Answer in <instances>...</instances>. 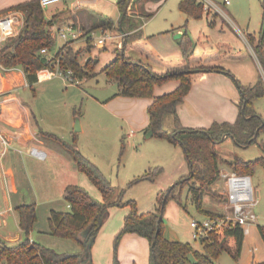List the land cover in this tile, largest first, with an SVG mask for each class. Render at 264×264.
I'll return each mask as SVG.
<instances>
[{"label": "rangeland", "instance_id": "1", "mask_svg": "<svg viewBox=\"0 0 264 264\" xmlns=\"http://www.w3.org/2000/svg\"><path fill=\"white\" fill-rule=\"evenodd\" d=\"M149 1L135 0L132 12L142 13L140 9L144 8ZM180 1L167 0L161 6L159 5L160 7L157 5L153 8L152 11H156V15L153 18L147 17L145 19L147 21L145 33L148 35L158 32L168 34L182 57L184 56L183 41L188 39L191 42L189 52L200 53L204 50V44L199 42V34L201 30L203 34L210 33V38H212L205 45L207 50H211L217 43L229 42L234 46L231 53L242 50V53L252 55L254 62L249 59H233L234 57L231 59L226 57L223 60L224 67L236 74L242 85L253 86L259 81L260 76L264 78L261 63L260 65L258 63L261 62V59L259 57H257L258 60L256 59L251 51L254 43H250L251 37H255L256 40L259 38L263 15L262 0H231V4L227 6L222 4L223 0H214L222 10L216 13L211 12L213 13L212 17L216 20L215 26L212 27L205 24L201 18H192L193 21L190 23L191 18L189 19L187 14H183L179 10ZM60 4H64V1L52 4L44 10L51 16L52 11ZM138 9L139 11H137ZM143 12L147 14V11L144 10ZM2 16L14 18L16 32L23 25V15L18 11H11ZM203 16L205 18V14ZM178 23L184 26L186 36L177 39L178 33H175V27L172 24ZM57 26L53 25L49 28L56 29ZM106 29L108 28H103V30ZM111 30L113 29L111 28ZM102 31L88 34L90 40L84 39L85 42L79 41L81 37L77 38L76 41L79 42H77V46L73 43L69 44L75 50L82 51V63H86L90 58L95 61L92 73L95 76L89 79L74 77L72 81L56 71L57 65L54 72L50 70L44 72L39 82L32 86L21 84L22 78L15 75L10 78L11 84L7 82L8 75L6 72L3 77L0 75L1 88L11 89L12 87L14 94L22 101V106L30 110L35 116L39 130L46 133L42 138L46 144L37 145L36 148H44L45 150L53 148L55 151L52 153L53 156L45 161H39L33 157L31 154L33 147L18 148L16 153L20 157H25L26 151L32 155V157H28L30 159L29 166L33 171L32 183L28 189L26 187L22 191L26 203H36L37 221L29 237L32 241H37L58 252L76 253L81 250V246L77 242L58 238L51 234L49 224L51 210H69L65 199L67 186H80L95 200L104 201L100 190L86 174L78 170L68 149L72 147L78 149L100 168L109 187L112 188L113 201L119 198L123 202L134 200L140 213L155 212L161 193H166L170 188L175 187L182 177L186 179L190 174L185 152L180 145L172 148L167 140L156 136L148 139L150 131H147V128L138 129L135 125L130 126L114 115V107L111 101L118 93V85L109 79L103 70L116 57L117 40L109 38L105 47H97L95 42L101 36ZM110 34L112 35L111 31ZM65 42L67 41L56 35L52 52L55 54ZM151 42L152 46L158 44L156 40ZM166 48L170 50L171 45H167ZM119 49L121 50L122 47ZM172 51L173 49L166 52ZM225 51L230 52L229 49ZM129 53L132 55L136 52L131 50ZM141 60L149 65L153 64L144 56ZM232 80L240 94L236 80L233 78ZM3 98L4 95H0V101ZM255 109L264 118V97L258 99ZM1 112H4V109L0 110V114ZM77 127H80L78 132L75 131ZM174 129L175 116L168 114L163 124V130L171 133ZM136 132L137 136H132ZM4 137L10 142L7 136L4 135ZM24 137L26 141L31 140L29 133L25 134ZM123 145L124 149H122ZM263 145L264 131L260 133L257 143L248 147H241L232 139H227L218 145L221 177L204 196L203 212L196 208L189 192L193 182L188 180L189 184L177 185L165 204L164 237L166 238L165 229L168 228L170 232L179 236L180 241L189 242L202 250L200 240H195L192 234L190 226L192 219H204L207 216V211L212 214H224L228 211L222 173L234 172L231 163L235 158L250 161L264 157ZM2 146V148H6L4 144ZM59 154L69 162H62L58 158ZM146 172L157 177L153 181L143 180L133 184L135 179ZM251 178L259 198L255 208L257 224L246 236L244 253L238 260L234 259L228 252H224L216 260V264H250L252 257L255 258V261H264V242L258 231V226L264 227V165L256 166L251 173ZM174 196L178 197L182 203ZM122 208H129L130 212L129 206L114 205L111 207L113 216ZM24 236L23 231L12 221L7 226L0 227V239L6 240L9 244L17 243L16 239H23ZM227 240L231 246H234L232 238Z\"/></svg>", "mask_w": 264, "mask_h": 264}, {"label": "trees", "instance_id": "2", "mask_svg": "<svg viewBox=\"0 0 264 264\" xmlns=\"http://www.w3.org/2000/svg\"><path fill=\"white\" fill-rule=\"evenodd\" d=\"M128 1L119 0L118 6L122 13H126ZM133 6L134 4L132 9ZM179 8L195 19L202 18L206 13L203 5L197 0H181ZM262 8L259 38L256 40L255 37H251L250 43H254L253 50L261 59L260 63L264 72V0H262ZM11 11L22 13L23 25L15 35L3 39L0 43V65L5 71L22 69L27 83L32 86L39 82L40 75L43 74L40 72L44 70L54 72L56 69L55 61L41 54L42 49L46 48L50 51L54 47L55 38L48 28L50 21L45 17L41 0L19 3L0 11V15ZM141 12L140 16L146 18L154 15V13ZM132 15L125 14L120 25L125 32L134 31L142 24L141 20L134 21ZM127 23L130 25L128 28ZM113 24V21L109 20L100 28H112ZM69 44L63 46L56 54V57L60 59L59 68L63 71L71 70L79 79H89L95 76L92 74L95 61L90 58L86 63H82V51L75 50ZM182 47L184 50L182 59L174 62H160L146 51L142 34L136 31L126 36L123 48L116 49L115 59L103 71L118 85V93L115 96L153 99L148 107L150 123L147 131H153L154 136L183 148L190 174L186 179L182 177L177 185L193 182L189 192L196 208L203 212L204 196L221 177L218 145L227 139H232L239 146L248 147L257 143L260 133L264 131V118L255 109V102L264 97V78L260 76L259 81L253 86H244L237 81L241 98L238 105L239 115L234 123L216 122L209 128L199 129L184 127L179 121L177 108L191 91L194 74L223 72L232 76L219 63L222 57L221 49L226 48L231 52L232 47L228 43L221 42L218 43L216 50L199 55L189 52L191 42L188 39L182 42ZM130 49H137L148 59L157 60L164 66L163 69H155L144 61L134 59L129 53ZM173 80L179 82L176 89L160 96H154L156 86ZM168 114L175 116V129L171 133L163 130L164 119ZM32 117L37 124L33 114ZM43 135L45 136L46 133ZM68 150L78 170L88 176L104 197V201H97L80 186L69 185L65 190V199L70 209L68 211L51 210L49 217L51 234L77 242L81 246L80 252L61 253L32 241L29 235L37 221L36 204L24 203L16 207V211L20 229L25 236L14 244L0 239V264H93L92 247L104 225L109 208L114 205L130 207L124 226L116 237V245L126 234H138L148 239L151 243V264H216V260L224 252H228L236 260L241 257L245 235L240 227L227 230L225 237L221 240L214 234L208 239H203L201 241L202 250L196 249L189 242L169 241L164 237V220L163 218L160 220V217H163L165 204L177 185L166 193H161L155 212L140 213L134 200L123 202L119 198L113 201L112 188L109 187L100 168L78 149L72 147ZM231 164L233 171L237 174L251 176L256 166L264 165V157L250 161L235 158ZM156 177L146 172L135 179L133 184L143 180L153 181ZM175 198L181 202L178 197ZM206 215L215 216L217 214L207 211ZM158 229L160 232L157 234ZM258 231L264 242V227L258 226ZM156 237L157 241L153 247L152 244ZM228 238L234 240V246L228 243ZM116 264L120 263L116 261ZM252 264H264V261Z\"/></svg>", "mask_w": 264, "mask_h": 264}, {"label": "crops", "instance_id": "3", "mask_svg": "<svg viewBox=\"0 0 264 264\" xmlns=\"http://www.w3.org/2000/svg\"><path fill=\"white\" fill-rule=\"evenodd\" d=\"M25 1L30 0H0V11ZM61 1L62 0H59L54 4L61 3ZM63 1L64 4L56 6L55 10L52 11L51 16L48 15L44 10L46 19L50 21L49 27L58 25L56 29H50L48 27L51 30V33H54V38L56 35H58L56 34L58 29L73 27L74 32L76 31L75 33L77 37L69 36L68 40L66 41L77 46L79 43L78 41H76L77 38L81 37L79 39L80 42L84 41V39L87 40L88 34H95L97 31H102L103 28H100V26L111 20L114 23L112 27L113 30H111V28L108 29L112 33L110 38H114L117 40L116 49H119L120 47L123 48V45L126 42V36H128L129 34L131 35L136 31H140L143 39V46L146 48V51L150 55H152V57L160 62H174L176 60L182 59L179 50L177 49V47L175 48V43L172 42V39L168 34L158 32L156 34L148 35L145 33V27L147 23V21L145 20L146 17L140 16L141 13L137 14L136 12H132V5L135 0L128 1V4L126 6V13L121 12L118 6L119 0ZM166 1L167 0H162L160 2H157L154 0H150L145 5V7L140 10H145L147 11V13H154V15L151 17L153 18L156 15V11L153 12L152 9L157 7V5L161 6ZM137 11H139V9ZM180 12L185 14L181 10ZM211 12L216 13L217 11L211 10L204 13L205 18L203 16L201 20H204L205 24L212 27L215 26L216 20L214 17H212L213 13ZM132 13H134V15H132ZM125 14L132 15L134 21L141 20L144 22L136 30L125 32L122 28H120ZM184 18L186 19V17ZM190 18L191 17H189V19ZM192 21L193 19L191 18L189 22L191 23ZM172 25L175 27V33H180V37L184 36L185 28L183 25H181V23ZM129 26V23H127L126 27L128 28ZM199 36V42L204 44V50L200 53L193 52L195 55H199L203 52H211L217 49L218 43L215 47H212L211 50H207L205 47V45H207L209 42L208 40L212 38H210V33L203 34L201 30ZM154 40L158 41L157 46L154 44L152 46L150 44V42ZM67 42L59 47L57 52ZM225 43L230 44L232 49H234V46H232L231 43ZM167 45H171L170 50L173 49L172 52H166L170 51L167 50ZM52 50L53 48L49 51L50 55H56L57 52L54 54ZM131 50L136 52L131 55L134 59L141 60L143 56L144 58L148 59L139 50L130 49V51ZM225 50L226 48L221 49L222 57L219 63L226 71H229L232 76L223 72L194 74L192 89L186 96L184 102L177 108V115L182 126L192 129L209 128L213 123L216 122L234 123L237 120L239 115L238 105L240 103V94L238 93L236 84L232 80V78L236 80V82H242L240 79H237L238 76L236 74L224 67L223 60L226 59V57L230 59L234 57L233 59H249L254 62V59L251 54L242 53V50L238 51L237 53H227ZM251 51L254 53V56L258 60L254 50L252 49ZM148 60L155 64H151L153 68L159 70L163 69L164 66L158 63L157 60ZM258 63L260 65V62ZM46 71L48 70H44L40 72V74ZM5 72L8 75L7 82L12 84L10 78L12 77V75H15L22 78L21 84L29 85L26 81V77L22 69L5 71L0 65V75L2 77ZM178 85L179 82L173 80L163 85L156 86L154 88V96H160L165 93L171 92L176 89ZM1 87L2 83H0V95H4V98L2 101H0V103L2 104L1 109H4V112H1L0 114V134L3 136V138H5V135L10 139V142H8V147L10 148H2L3 142L0 136V227L7 226L9 222L12 221L20 228L16 207L26 203L25 195L22 191H24L26 187L28 189V187L32 183L31 177L33 171L29 166L30 159H28V157H32V155L28 153V151H26L25 157H20L16 152L18 148L28 149L30 147H37V145H45L46 143L42 140L44 136L43 132L39 130V126L34 122L31 111L22 106V101L19 100L18 97L14 94V92L12 91V87L11 89H2ZM257 101L255 102V104L257 103ZM152 102V98H132L124 96H115L111 101L114 107V115L117 118L124 120L130 126H137L138 129H144L149 126L150 119L148 115V107ZM165 120L166 117L164 119V123ZM27 133L31 135V140L29 141H26L24 137ZM133 135L137 136V132L133 133L132 136ZM170 146H172V148L177 147L176 145H173L171 143ZM41 150L44 151L45 149L41 148ZM45 152L47 153V160L49 159V157L53 156L52 153H54L55 151L53 148H50L49 150H45ZM58 158L62 160V162H69L60 154L58 155ZM68 208L70 209L69 204ZM128 213L129 208H122L113 216V211L111 210V207L109 208L104 221V225L102 226L92 247L93 264H116V261H118L120 264H151V243L148 239L139 236L138 234H126L122 237L117 245L115 243L118 233L124 226L125 217ZM165 236L169 241H180L179 236L174 234V232H170L168 228L165 229ZM16 240L17 242H19L22 239L18 238ZM246 240L247 238L245 237L241 256L244 253ZM195 248L198 249L197 247ZM254 259V257L251 258L250 264L261 262L255 261Z\"/></svg>", "mask_w": 264, "mask_h": 264}, {"label": "built area", "instance_id": "4", "mask_svg": "<svg viewBox=\"0 0 264 264\" xmlns=\"http://www.w3.org/2000/svg\"><path fill=\"white\" fill-rule=\"evenodd\" d=\"M59 0H41L43 8L48 7ZM198 3L203 5L204 11L211 10L221 11L222 9L213 0H197ZM224 5H230L231 0H223ZM14 18L12 16L0 17V43L3 39L9 38L16 34L14 25ZM57 34L60 38L68 40L69 36L77 37L73 27L58 29ZM111 37L110 30L102 31V34L96 40V46L103 48L106 42ZM41 54L48 56L55 61L58 66L56 71L60 75L74 79V74L71 70L63 71L59 68L60 59L56 55L51 56L49 50L44 48ZM1 110V103H0ZM2 138L5 147L9 146L8 141ZM31 154L39 160H46L47 153L41 149L33 147ZM222 178L225 183V198L227 201L228 211L224 214H217L215 216H206L204 219H192L190 226L195 240L208 239L212 234L216 235L220 240L225 237L226 231L240 227L243 230L245 237L251 233L252 227L257 224V215L255 208L258 204L259 198L252 183V178L249 175H239L236 172L222 173ZM1 225V221H0Z\"/></svg>", "mask_w": 264, "mask_h": 264}, {"label": "water", "instance_id": "5", "mask_svg": "<svg viewBox=\"0 0 264 264\" xmlns=\"http://www.w3.org/2000/svg\"><path fill=\"white\" fill-rule=\"evenodd\" d=\"M176 36H177V38H179V37L181 36V34L178 33ZM75 131H76V132L80 131V127H77V128L75 129ZM153 136H154V132H153V131H150L149 134H148V138H151V137H153ZM162 218H163V217L161 216V217H160V220H162ZM159 232H160V229H158L157 234H158ZM156 241H157V237H156L155 241H154L153 244H152L153 247L155 246Z\"/></svg>", "mask_w": 264, "mask_h": 264}]
</instances>
